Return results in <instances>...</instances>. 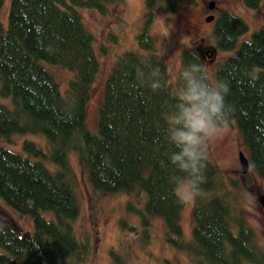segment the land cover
Segmentation results:
<instances>
[{
    "label": "trees",
    "instance_id": "obj_1",
    "mask_svg": "<svg viewBox=\"0 0 264 264\" xmlns=\"http://www.w3.org/2000/svg\"><path fill=\"white\" fill-rule=\"evenodd\" d=\"M118 1H8L7 25L0 22V95L9 96L11 106L0 102V138L9 141L14 133L39 132L46 146L22 138L21 152L0 142V198L32 222L27 230L0 219V264H88L89 240L78 239L72 225L79 202L69 151L77 155L92 190L126 193L125 209L135 212L145 227L148 217H160L165 242L186 251L193 264H264V251L256 247L252 228L233 211L231 193L210 158L204 194L190 209V238L182 237L183 204L168 179L173 170L160 163L173 150L163 135L162 112L178 80L177 74L170 79L148 30L154 0H144L148 13L136 33L138 48L119 53L105 76L96 132L86 128V103L98 59L79 8L104 13L107 4ZM193 1L161 0L168 8ZM243 1L254 8L261 0ZM246 30L240 16L226 9L216 15L215 45L234 49L212 76L228 84L225 99L232 110L227 123L236 126L248 166L264 180V20L237 44ZM42 61L70 72L65 92ZM188 63L203 65L194 47L180 53L179 68ZM157 68L159 75L153 77ZM154 79L160 82L156 90ZM139 195L142 204L134 206L130 199ZM118 222L126 225L122 218ZM109 255L111 264H129L127 255L113 247Z\"/></svg>",
    "mask_w": 264,
    "mask_h": 264
},
{
    "label": "rangeland",
    "instance_id": "obj_2",
    "mask_svg": "<svg viewBox=\"0 0 264 264\" xmlns=\"http://www.w3.org/2000/svg\"><path fill=\"white\" fill-rule=\"evenodd\" d=\"M8 1L3 0L0 4V22L4 27L7 25ZM207 1L177 2L172 8H168L161 0H154L148 30L154 49L166 63L170 79H174L177 74L180 53L184 48L194 47L198 50L201 62L212 79L216 65L234 49H221L215 45L212 34L214 21L203 18ZM214 2L217 7L209 10L213 16L226 9L246 22L247 30L238 37L237 44L241 39L249 37L264 20V0L254 8L245 5L243 0ZM106 7L107 11L104 13L90 7L79 8L85 28L93 35L98 59V71L86 103L85 125L90 132H96L97 108L102 98L105 76L119 53L138 48L136 33L148 13L144 0H119ZM204 48L211 49V52L202 50ZM42 63L58 81L59 90L65 92L70 72L57 64L45 61ZM0 102L11 106L9 96L0 95ZM22 138L31 139L41 147L46 146L45 139L39 132L14 133L10 135L9 141L1 137L0 142L22 152ZM238 150L246 153L241 135L233 122L226 123L222 138L210 143L209 158L224 177L225 186L231 193L233 211L240 213L244 222L252 228L256 247L264 251V211L258 201L259 194L264 192V180L250 165L247 171L240 170ZM67 157L79 202V212L72 220V225L78 239L89 240L88 264H111V247L127 255L129 264H193L186 251L165 242V225L160 217H148L145 227L135 212L125 209L128 199L126 193L92 190L77 155L69 151ZM142 201V195L135 200L130 199L134 206L142 204ZM191 207L192 205L187 204L181 207L180 224L184 239H189L191 234ZM40 212L46 218L52 217L48 210ZM121 218L126 221L125 226L118 222ZM0 219L11 222L17 228H32L28 214L19 213L1 198ZM164 259L167 263L163 262Z\"/></svg>",
    "mask_w": 264,
    "mask_h": 264
},
{
    "label": "clouds",
    "instance_id": "obj_3",
    "mask_svg": "<svg viewBox=\"0 0 264 264\" xmlns=\"http://www.w3.org/2000/svg\"><path fill=\"white\" fill-rule=\"evenodd\" d=\"M152 75L158 77L159 69H153ZM177 80L171 101L162 112L163 135L173 150L160 163L173 170L168 179L178 202L194 205L204 194L210 143L224 135L232 109L225 99L228 84L210 78L203 65H182ZM151 86L158 89L159 80L154 79Z\"/></svg>",
    "mask_w": 264,
    "mask_h": 264
},
{
    "label": "water",
    "instance_id": "obj_4",
    "mask_svg": "<svg viewBox=\"0 0 264 264\" xmlns=\"http://www.w3.org/2000/svg\"><path fill=\"white\" fill-rule=\"evenodd\" d=\"M209 5L211 6V3H209ZM212 17H213V15L209 14V15L205 16V20H210V19H212ZM207 51L211 52V49H207ZM238 159H239L241 171L245 172L248 168V160H247L246 155L241 150L238 151ZM258 201H259V204H260L262 210L264 211V192L259 194Z\"/></svg>",
    "mask_w": 264,
    "mask_h": 264
},
{
    "label": "flooded vegetation",
    "instance_id": "obj_5",
    "mask_svg": "<svg viewBox=\"0 0 264 264\" xmlns=\"http://www.w3.org/2000/svg\"><path fill=\"white\" fill-rule=\"evenodd\" d=\"M209 3H211V6L209 5ZM204 7H205V5H204ZM214 7H217V5L215 4V2H214V0H208L207 1V3H206V7H205V12H204V14H203V18L205 19V16H207V15H209V14H212V13H210V11L209 10H213L214 9ZM213 15V14H212ZM216 16L214 15L213 17H212V19H210V20H212V21H214V18H215ZM210 20H207V21H210ZM202 50H205V51H207V48H204V49H202ZM239 151V150H238ZM238 155V154H237ZM238 157V156H237ZM238 163H239V159H238ZM249 167V166H248ZM248 169V168H247ZM240 170H241V167H240ZM247 171V170H246Z\"/></svg>",
    "mask_w": 264,
    "mask_h": 264
}]
</instances>
